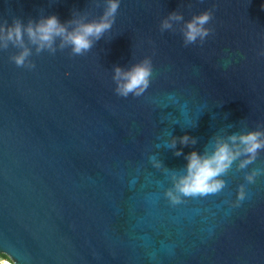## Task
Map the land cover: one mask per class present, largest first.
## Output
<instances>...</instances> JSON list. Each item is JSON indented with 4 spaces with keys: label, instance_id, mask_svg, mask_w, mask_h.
Masks as SVG:
<instances>
[{
    "label": "water",
    "instance_id": "95a60500",
    "mask_svg": "<svg viewBox=\"0 0 264 264\" xmlns=\"http://www.w3.org/2000/svg\"><path fill=\"white\" fill-rule=\"evenodd\" d=\"M106 7L0 0V22L56 15L71 31ZM209 9V35L185 44V22ZM172 12L183 19L161 31ZM22 47L30 55L18 67ZM52 49L27 34L0 47V254L14 264H264V149L244 168V155L234 160L216 193L166 195L186 154L264 131V0H120L87 52L60 37ZM145 57L148 88L117 95L114 68ZM184 135L196 143L182 145Z\"/></svg>",
    "mask_w": 264,
    "mask_h": 264
},
{
    "label": "clouds",
    "instance_id": "9594fccd",
    "mask_svg": "<svg viewBox=\"0 0 264 264\" xmlns=\"http://www.w3.org/2000/svg\"><path fill=\"white\" fill-rule=\"evenodd\" d=\"M120 0H107V7L103 15L98 20L84 22L82 19L70 21L75 23V27L69 31L64 23H61L56 15H49L35 23L29 21L24 25L19 19H14L12 24L0 22V47H6L8 42H14L22 46L23 37L27 34L37 50L45 48L52 49L53 41L56 37L71 45L73 54L81 55L87 52L93 45L94 40L100 39L102 34L109 30L114 22V17L119 7ZM213 18L212 10H205L198 15H194L191 20L186 21L183 28V38L185 44H193L198 39L203 41L210 33V29L205 27ZM183 16L177 12L169 13L160 23L161 31L172 28L173 21H181ZM260 55H264L262 50ZM30 55L27 48L12 57V61L18 66H25V61ZM28 67H33L29 64ZM151 58L145 57L131 68L124 70L119 66L114 68L113 79L116 81L115 92L117 95L127 97L130 93L134 96L142 95L148 88L152 76ZM182 145L195 144L194 138L184 135L179 138ZM173 140L171 146L175 147ZM264 149V131L252 130L240 134H232L227 137H216L211 153L201 154L191 151L186 154L187 161L185 173L179 176L174 185V191L169 190L166 195L173 202L178 203L180 196H203L220 191L224 182L218 179L225 173L233 161L241 155L245 159L240 161L239 167L244 168L253 162L259 150ZM176 155H181L177 150ZM261 174V170H253L247 174L245 179L248 183L255 182V178ZM246 197L244 186L241 185L237 193V201H243ZM4 259L0 257V260ZM8 264H12L9 260Z\"/></svg>",
    "mask_w": 264,
    "mask_h": 264
},
{
    "label": "built area",
    "instance_id": "2783aa9c",
    "mask_svg": "<svg viewBox=\"0 0 264 264\" xmlns=\"http://www.w3.org/2000/svg\"><path fill=\"white\" fill-rule=\"evenodd\" d=\"M0 257H3L4 259L0 260V264H8V261L10 260L12 262V260L10 258H8L7 256L0 254ZM12 264H14L12 262Z\"/></svg>",
    "mask_w": 264,
    "mask_h": 264
}]
</instances>
